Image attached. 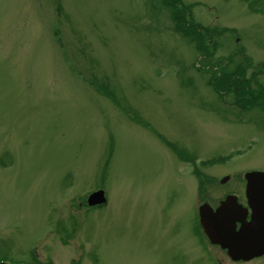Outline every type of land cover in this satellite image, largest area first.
Listing matches in <instances>:
<instances>
[{
    "label": "rangeland",
    "instance_id": "rangeland-1",
    "mask_svg": "<svg viewBox=\"0 0 264 264\" xmlns=\"http://www.w3.org/2000/svg\"><path fill=\"white\" fill-rule=\"evenodd\" d=\"M179 1L209 55L162 0H0L3 262L264 264L197 216L264 173V106L234 98L264 91V0Z\"/></svg>",
    "mask_w": 264,
    "mask_h": 264
},
{
    "label": "water",
    "instance_id": "water-1",
    "mask_svg": "<svg viewBox=\"0 0 264 264\" xmlns=\"http://www.w3.org/2000/svg\"><path fill=\"white\" fill-rule=\"evenodd\" d=\"M227 180L225 177L221 183ZM244 180L246 206L228 195L215 208L207 204L198 208L202 232L210 244L224 250L233 262L264 256V173L248 172ZM105 201L104 193L99 190L86 198V205L99 206Z\"/></svg>",
    "mask_w": 264,
    "mask_h": 264
},
{
    "label": "trees",
    "instance_id": "trees-1",
    "mask_svg": "<svg viewBox=\"0 0 264 264\" xmlns=\"http://www.w3.org/2000/svg\"><path fill=\"white\" fill-rule=\"evenodd\" d=\"M163 3L165 4V6L167 8H170L173 12V14L176 16L175 18V21H176V29L177 31L181 32L183 35H187L189 37L193 36L195 37V40L197 42V46L199 48L200 51H202V53L204 55H209V50L206 49L204 46H202V41L204 44L205 43V40L208 39L210 37V34H209V30L203 28L202 26L200 25H197V24H192V22L189 20L190 19V13H189V9L184 7L179 0H162ZM177 4H181L182 7H183V11H173L175 10V6ZM185 12H188L189 16H188V20L185 19L186 15H185ZM184 18H181L182 15ZM203 31L204 34H202L201 32ZM208 45L210 46V48H212L213 46V42L210 44V41L208 39L207 41ZM242 72V70H236L235 72H231V73H220L221 77L219 79L218 82H212V85L213 86H218L220 87L222 90L226 91V92H229V89L231 88L230 86H238L242 83L245 82V80L243 79V77L241 75H239V73ZM216 74V73H215ZM237 76V77H235ZM244 84H247L246 82ZM248 86V85H247ZM233 89V88H231ZM237 92L236 95H238V97L234 96V98L240 102L243 107L245 108H250L252 107L256 102H260L259 104H261L262 106H264V91L263 92H260L259 94H254V96L252 97H249L248 100H244L243 98V95L242 93H238L239 90H234V92ZM242 95V96H241ZM3 259H0V261H2Z\"/></svg>",
    "mask_w": 264,
    "mask_h": 264
}]
</instances>
